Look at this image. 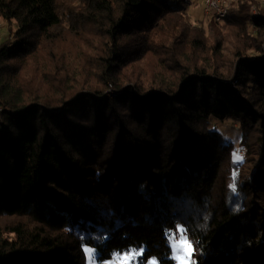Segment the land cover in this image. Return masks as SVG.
I'll return each instance as SVG.
<instances>
[{
  "label": "trees",
  "instance_id": "obj_1",
  "mask_svg": "<svg viewBox=\"0 0 264 264\" xmlns=\"http://www.w3.org/2000/svg\"><path fill=\"white\" fill-rule=\"evenodd\" d=\"M257 1L227 11L229 58L182 0H0V264H177L178 225L195 264H264Z\"/></svg>",
  "mask_w": 264,
  "mask_h": 264
},
{
  "label": "rangeland",
  "instance_id": "obj_2",
  "mask_svg": "<svg viewBox=\"0 0 264 264\" xmlns=\"http://www.w3.org/2000/svg\"><path fill=\"white\" fill-rule=\"evenodd\" d=\"M176 1L179 2L180 0H176ZM224 1H225L226 5H227V11H228L229 7L236 0H224ZM182 2L188 4L186 7H187V13H188V16L190 18L191 24L192 25H196V26H198L200 28H203L205 30L206 36L210 39L209 42L213 43V42H215L217 40H220V38L224 37L223 44H222L223 46L221 48L222 49L221 54L225 55V56H227L229 58H232V53L234 51L233 50L234 49L233 48V43L231 41L232 39L230 38V36L228 34V31L226 29L225 30L221 29V26H222V23H223L224 19L220 20V21H217L215 15L213 13L214 10H210L208 12L205 11L206 8H207V4H206L207 0H182ZM184 3L182 4V6L184 5ZM254 6L256 7V9L259 6H264V0H258L254 4ZM210 19L213 22L212 23V27L210 26V22H209ZM214 26L217 29V31L220 32L219 36H216V35L212 34V31H214L212 28ZM6 35H7L6 25L3 24L2 21H0V40L5 38ZM161 37L164 38V37H167V36L161 35ZM179 40H181V39L179 38V39H177L175 41H179ZM183 57H188L187 61L190 62L191 58L198 59L200 56L197 55V54L196 55L195 54H190L187 51V56L183 55ZM178 58L181 59L180 57H178ZM147 59H144L139 64H137V67H135L133 69H129V70H133V71L139 72V73L140 72L141 73H148L147 71L143 70L148 65V60ZM154 62H155V59L153 57H152V59L149 58V64H153ZM35 63H36V60L35 61H31L30 63H28L26 65V74L27 75H30V73H34V66L33 65ZM153 73H167V71L155 70ZM230 83L235 87L236 82L234 80L230 81ZM218 129L221 131L222 136H223L224 139L232 141L234 143L235 147L236 148L238 147V145L240 143V134H239V130H238V128H237V126L235 124L227 123L226 125L218 126ZM177 238H178V236H177ZM174 242H175V240L171 241V243H174ZM85 248H90V247H85ZM85 248H84V251H85ZM90 249H92V248H90ZM123 254H125V253H123ZM123 254L116 255L111 260H106V261H103V262H97L96 261V264H105V262H109V264H124V261L120 259V256H122ZM139 257L140 256H138L136 258V264H138ZM95 260H96V255H95ZM175 261H176L177 264H186L184 256H181L179 259H176ZM87 264H89L88 257H87ZM129 264H132V262H129ZM155 264H157V263L155 262Z\"/></svg>",
  "mask_w": 264,
  "mask_h": 264
},
{
  "label": "snow or ice",
  "instance_id": "obj_3",
  "mask_svg": "<svg viewBox=\"0 0 264 264\" xmlns=\"http://www.w3.org/2000/svg\"><path fill=\"white\" fill-rule=\"evenodd\" d=\"M235 160H239L240 157L237 154H233ZM176 233L178 234V238L175 239L174 243L170 242V247L172 248V256L171 259H179L181 256H184L186 264H195V260L193 259V246L191 242L187 239L186 230L182 229L181 226H177ZM168 234V233H166ZM86 256L88 257L89 264H96L95 260V250L90 248H85ZM186 254V255H185ZM143 255V249H129L128 252L120 256V259L124 261V264H136V258L138 256ZM105 264H109V262H105ZM149 264H155L154 260L150 261Z\"/></svg>",
  "mask_w": 264,
  "mask_h": 264
},
{
  "label": "built area",
  "instance_id": "obj_4",
  "mask_svg": "<svg viewBox=\"0 0 264 264\" xmlns=\"http://www.w3.org/2000/svg\"><path fill=\"white\" fill-rule=\"evenodd\" d=\"M206 12L214 10V15L217 21L223 20L227 14V5L224 0H207ZM256 7L253 5L251 8L252 15L256 14Z\"/></svg>",
  "mask_w": 264,
  "mask_h": 264
}]
</instances>
